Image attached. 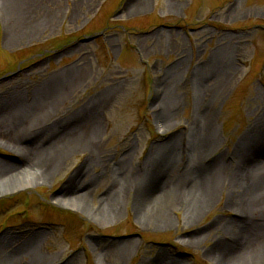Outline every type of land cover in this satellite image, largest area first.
Masks as SVG:
<instances>
[{
  "label": "rangeland",
  "instance_id": "1",
  "mask_svg": "<svg viewBox=\"0 0 264 264\" xmlns=\"http://www.w3.org/2000/svg\"><path fill=\"white\" fill-rule=\"evenodd\" d=\"M36 1L26 14L41 23L34 35L0 9V243L7 239L10 251L36 239L54 264H217L206 251L237 219L228 180L221 177L217 198L192 223L185 204L151 207L155 196L136 195L133 178L146 186L164 158L173 171L165 170L162 188L195 185L189 175L176 178L196 156L187 136L202 104L213 108L216 143L198 149L193 163L264 167L236 153L263 123L264 0ZM217 60L233 68L209 71ZM68 143L76 147L44 176L34 155ZM207 171L194 174L206 179ZM120 183L126 188L110 213L101 204ZM28 249L19 254L27 262Z\"/></svg>",
  "mask_w": 264,
  "mask_h": 264
},
{
  "label": "bare ground",
  "instance_id": "2",
  "mask_svg": "<svg viewBox=\"0 0 264 264\" xmlns=\"http://www.w3.org/2000/svg\"><path fill=\"white\" fill-rule=\"evenodd\" d=\"M35 2L37 1L0 0V9L4 14V17L6 16L10 17L11 19H17V26L22 29V34L25 31L24 33L27 35H34L40 31L39 28L41 26V23L34 24L31 23V20H29L30 22L28 21L29 23H27L26 21L28 20V16L26 14L31 11L32 6ZM143 3L144 2H141V5ZM53 16L54 15H52V17ZM48 17L50 18L49 15ZM51 23L52 21L46 22L43 24V26L49 27ZM26 25H28L27 30L24 29L23 31V28ZM212 68L220 74L221 71L228 72L229 70H231L233 68V65L217 60L216 63L214 62L210 65L209 71ZM168 93L169 91L167 88V84H165L163 89V96L160 92L159 97L166 98ZM164 104L165 102H163V105ZM36 110L37 109H35V111ZM164 110L168 111L169 107H165ZM40 111L41 112H39L38 118H44L45 115H48L49 118L50 110L46 109V104L44 105V108H40ZM167 116L168 113L166 114V117L160 116L159 118L167 119L169 117ZM262 118V126L253 127V129H251L247 133L245 138L239 141L236 146V153L243 159L247 156V158H249L248 161L251 162L252 166L255 161L264 159V117L262 116ZM161 119H159L158 121H160ZM53 125L54 124L45 127L43 129V133H48L46 131H50L51 127L54 128ZM55 125L57 124L55 123ZM94 134H97V132H94ZM175 135L177 134L173 133L170 135V137H174ZM187 139L189 140L188 142L191 146L190 150L192 151V149H194L196 156L193 155L191 159L186 157V159L182 161L183 169L181 172L179 171L180 174L176 179H179L182 175H189L193 179H197V183H191L190 186L193 184L195 185L189 187L188 189L186 188V186H184L183 189L179 190H168L162 188V178H164L165 181L167 180L164 177V175H166L165 170L169 172L173 171V167L171 164L172 160L167 162L166 159L162 158L158 163L159 166L161 163L162 169L159 170L158 176L153 178L149 184H147L146 186L142 184L138 186L140 180L138 182L137 176L133 178V183L137 182L135 184V186L137 187L136 195H138L139 197L143 196V194H146L148 196H155V203H153L151 207L156 206L160 201H163V203H174L175 205L179 204L181 206L185 204L187 206V219L186 217L185 219L188 222L194 223V221L201 216L205 209L211 206L210 204L214 201V199L217 198V194L219 192L218 188L222 184L221 181L223 180L221 179V177H225L229 182L227 186L229 197L228 205L231 204V206L237 211V219L236 222H231L229 224H226V226H223L230 229V231L225 232V234H219L218 238H214L215 244L212 248L206 251L207 256L214 258L217 264H264V174H262L264 171H262V169H264V167L262 166V168L259 169H253V167H250V169H246L244 167H234V169L232 167V169H227L223 167L218 171L216 168H214V166L206 167L201 163H193L200 161V157L196 152L198 151V149H201V152H204V150H210L216 143L213 122V108L210 107V104H202V106H200V109L198 108L195 118L190 124ZM262 141L263 143H261ZM8 143L5 144H7L9 147H12V144L14 145L13 142H10L9 144ZM167 144L175 147V145L171 144L169 141ZM198 145L199 147H196ZM67 147L69 149H67L66 145H64V147H61L59 151H57V149L53 146L52 148L48 149L49 154L45 153L46 150L41 149V151H38V153L34 155L36 158V160L34 161H37L36 165H38V167L41 169L44 168V170L42 171V174L44 176H48V171H50L51 168L55 166L56 162L58 163L60 160L65 159L76 146H74V144L71 145V143H68ZM12 149L17 151L19 154L22 153V156L25 159L29 155L24 151L23 148H19L20 150H18L17 146H13ZM33 151L34 149L29 150V152ZM173 151L174 150L170 151L169 153L171 154L173 153ZM50 154L53 155L51 156ZM216 160H218V157H216ZM158 164L156 166H158ZM206 168L209 169V171H207V174L210 173L206 177V179H201L194 174L202 171L203 169L206 170ZM32 169L33 167H29L24 171V173H27ZM156 171H158V169H156ZM3 172H6V169L2 166L0 168V173ZM13 173H16L13 176L21 174L18 171H15ZM153 176L155 175L153 174ZM79 185L81 184H78L75 189H79ZM125 186L126 185L124 183L116 184L114 186V189H116L117 191L114 192L115 190H112L113 192H110V195H112L109 196L107 201L105 200V202L101 204V207L104 210L109 211L110 213H115V202L119 200V195L124 192L126 188ZM63 202L68 203L69 201L67 202L63 200ZM106 202L108 203V205ZM110 205L113 207H111ZM101 207L98 206L99 209H102ZM135 208L137 210L136 202ZM161 223V225L169 226L171 224V221L167 219V216H164ZM36 241V239H30L26 243H24L25 245L22 244L23 246H30V249H28L27 251L28 253L26 254V257L31 256L32 258L28 259L29 262H27L25 261V258L22 257V255L19 256L21 250L23 249V246L14 248L11 247L10 244L11 250L7 251L6 247H9V245L7 239H4L0 243V263L54 264V256H48L37 251L35 244ZM165 255L166 254L164 251H160L158 254V258L160 259L161 256ZM65 264H69V262H66Z\"/></svg>",
  "mask_w": 264,
  "mask_h": 264
}]
</instances>
